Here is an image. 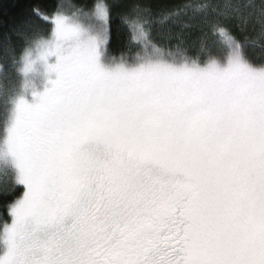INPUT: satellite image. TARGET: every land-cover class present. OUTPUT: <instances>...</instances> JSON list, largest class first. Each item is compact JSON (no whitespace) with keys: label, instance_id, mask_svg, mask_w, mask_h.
<instances>
[{"label":"snow or ice","instance_id":"obj_1","mask_svg":"<svg viewBox=\"0 0 264 264\" xmlns=\"http://www.w3.org/2000/svg\"><path fill=\"white\" fill-rule=\"evenodd\" d=\"M29 15L50 27L15 26L0 59V75L9 58L22 73L0 90V193L21 189L0 264H264V63L247 54L264 47V0H56ZM117 18L128 42L113 56Z\"/></svg>","mask_w":264,"mask_h":264},{"label":"trees","instance_id":"obj_2","mask_svg":"<svg viewBox=\"0 0 264 264\" xmlns=\"http://www.w3.org/2000/svg\"><path fill=\"white\" fill-rule=\"evenodd\" d=\"M39 4L41 7L51 9L56 0H0V59H3L2 48L4 41L13 29L17 25L23 24L26 19H32L36 25L41 26L45 30L50 26L45 24L38 17H30V8L32 4ZM176 3V0H157L158 6L172 7ZM202 33L199 29H192L186 33V43L190 50V55H197L200 48V42ZM11 42L15 46V54L19 59L23 48L26 43L23 39L16 35H12ZM128 42V32L122 28L119 23V19H115L113 31L109 38V48L113 56H119L126 52V45ZM135 49H133V52ZM247 54L249 58L259 64L264 63V47L252 46L247 48ZM5 68L4 73L0 75V90L5 93L11 90H15L20 86L22 81V74L18 70L20 65H14L11 59L4 60ZM7 96H0V119L3 118L4 101ZM21 194V189L17 188L13 195H4L0 193V221L7 219L8 211L6 205L15 198L16 195Z\"/></svg>","mask_w":264,"mask_h":264},{"label":"rangeland","instance_id":"obj_3","mask_svg":"<svg viewBox=\"0 0 264 264\" xmlns=\"http://www.w3.org/2000/svg\"><path fill=\"white\" fill-rule=\"evenodd\" d=\"M22 74V73H21ZM40 90H42V87H41V89ZM29 100H32L33 99V97H31V95H29Z\"/></svg>","mask_w":264,"mask_h":264}]
</instances>
